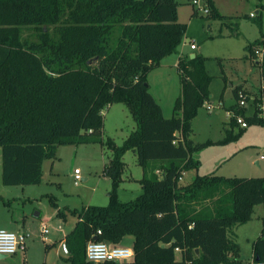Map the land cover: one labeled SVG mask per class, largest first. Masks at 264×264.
Returning a JSON list of instances; mask_svg holds the SVG:
<instances>
[{
  "label": "trees",
  "instance_id": "obj_1",
  "mask_svg": "<svg viewBox=\"0 0 264 264\" xmlns=\"http://www.w3.org/2000/svg\"><path fill=\"white\" fill-rule=\"evenodd\" d=\"M202 1L210 18H224L214 0ZM178 7L177 0H0L3 184H41L44 163L55 159L62 145L100 144L113 151L104 168L112 180L109 204L73 211L78 221L65 238L68 264H241L229 231L250 222L256 206L264 207V177L196 176L183 183L185 172L197 167L192 151L210 144L190 139L194 119L211 99L207 59L180 58L181 94L171 118L150 93L149 75L178 52L187 34ZM262 16L260 11L261 38L245 48L244 58L255 62L264 79ZM25 29H33L37 40L24 37ZM240 93L251 100L249 92L235 87L230 111L248 125L264 126V87L255 95L252 116L240 108ZM118 103L136 123L120 147L104 139V111ZM229 124L223 143L244 132H234V118ZM128 151L144 169L151 161L162 165L160 177L144 175L140 197L123 203L118 187ZM126 237L134 239L132 261L87 259L90 241L121 246ZM253 264H264V220L253 243Z\"/></svg>",
  "mask_w": 264,
  "mask_h": 264
},
{
  "label": "rangeland",
  "instance_id": "obj_2",
  "mask_svg": "<svg viewBox=\"0 0 264 264\" xmlns=\"http://www.w3.org/2000/svg\"><path fill=\"white\" fill-rule=\"evenodd\" d=\"M179 21L188 26L186 37L178 52L161 63L148 77L150 93L161 105L164 116H173L174 104L181 94L180 74L174 61L182 54L185 59L192 55L205 57L206 68L213 81L210 85V104L217 110L210 112L204 105L194 119L190 139L195 145L207 146L192 151L196 168L189 169L183 176V183H191L196 176H221L226 178H263L264 126L249 125L237 141L223 143L226 131L231 128L224 110L236 100L233 88L247 84L248 89L259 90L260 74L254 61L245 59V48L261 38L257 25V11L263 13L264 0H215L223 19L210 18L203 10L190 4V0H177ZM197 11V16H193ZM255 14L256 19H251ZM24 37L36 41L35 31L25 29ZM196 49L191 50V45ZM223 95V100L221 96ZM221 111V114L217 112ZM254 113L253 100L247 105V116ZM239 126L234 128L238 132ZM136 130V123L124 104H113L104 111V139H112L117 146ZM113 158V151L100 144L62 145L57 156L44 163L42 183L30 186H5L2 182V150L0 148V230L11 232L22 230L24 224L29 228L31 238L25 252L0 259V264H68V252L61 248L60 242L48 246L57 233L60 222L66 233L71 232L78 219L73 211L86 206L105 207L109 204L112 180L104 174L105 166ZM260 161V165L256 162ZM125 170L118 187L120 202L136 200L143 193L141 180L158 173L161 161H151L144 169L138 163L137 155L128 151L123 158ZM75 170L80 171L82 179L75 180ZM60 207L66 219L57 217ZM59 212V211H58ZM41 218L52 216L47 222L50 233L47 241L40 233ZM58 220V221H57ZM264 220V207L256 206L252 220L244 225H236L229 231V237L238 246V261L251 264L253 243L261 236ZM58 223V224H60ZM123 240L121 246H132ZM179 254V253H178ZM180 259V255L177 256Z\"/></svg>",
  "mask_w": 264,
  "mask_h": 264
},
{
  "label": "built area",
  "instance_id": "obj_3",
  "mask_svg": "<svg viewBox=\"0 0 264 264\" xmlns=\"http://www.w3.org/2000/svg\"><path fill=\"white\" fill-rule=\"evenodd\" d=\"M192 4L195 5L199 10H203L206 14L209 13V10L206 8L202 0H193ZM251 17H255V14H251ZM195 49L196 46L192 44L191 50ZM239 98L240 108H246L248 101L246 100L243 93H240ZM227 114L230 120L232 118L236 120L240 128H248L249 125L244 117L236 115L234 111H229ZM261 160L264 161V155L261 156ZM75 180L77 182L83 180L79 170H75ZM40 233L42 235V239L47 241V235L50 233V229L46 221L41 222ZM98 234H101V232ZM31 236V233L27 232L16 233L1 229L0 255L11 256L17 254L19 251L25 252L27 249V242ZM86 256L89 261L94 263L106 261L125 263L134 259V251L131 246H111L106 242L90 241L86 247ZM251 264H253V261Z\"/></svg>",
  "mask_w": 264,
  "mask_h": 264
},
{
  "label": "crops",
  "instance_id": "obj_4",
  "mask_svg": "<svg viewBox=\"0 0 264 264\" xmlns=\"http://www.w3.org/2000/svg\"><path fill=\"white\" fill-rule=\"evenodd\" d=\"M214 2H215V0H214ZM215 4H216V2H215ZM218 8V7H217ZM261 8H264V5L263 4H261ZM259 12L260 11H257V14H259ZM173 56V55H172ZM171 56H169V57H167V58H165L164 60H162V62L163 61H165V60H167L168 58H170ZM182 57V54L178 57V59L176 60V61H174V65L175 66H177V64H178V62H179V60H180V58ZM161 62V63H162ZM257 70L259 71V74H260V83H259V89L260 88H263L264 87V79L261 77V71H260V68L257 66ZM244 90H246L247 92H249V94H250V96H251V100L250 101H252L253 100V106H254V110H255V104H254V100H255V95H256V93L258 94V90H254V89H248V86H247V84L245 85V86H242V85H240ZM234 89V88H233ZM212 97V96H211ZM221 100H223V99H221ZM250 101L248 102V104L250 103ZM205 105H207V106H209L208 108H207V110L208 111H210V112H213V111H215V110H217L216 109V107L215 106H213V105H211L210 104V102H208V103H206ZM234 105H236V102L232 105V106H234ZM232 106H230V108L232 107ZM230 108H226V110H224L225 111V113H226V117L228 118V121H230V119H229V117H228V112L230 111ZM217 114H221V111H219L218 110V112H217ZM246 115H247V107H246ZM264 155V154H263ZM263 155H261V156H263ZM260 156V157H261ZM263 161V160H262ZM256 164L257 165H260V161L258 160L257 162H256ZM158 173H159V170H158ZM43 176H44V170H43ZM59 209H61L60 207H58V209L56 210V216L57 217H59L58 216V211H61V210H59ZM66 214V213H65ZM36 217H39V218H41V213H36ZM52 216H49V217H46V218H41L40 219V221L42 222V221H46V222H50L51 220H52ZM61 218V217H60ZM64 219H66V217H64ZM58 221V220H57ZM60 222H61V219H60ZM60 222H58V223H60ZM57 223V228H55V231L57 232L56 234H55V237L54 238H52V239H50V242L47 244L48 246H53V245H56L58 242H60V246H62L61 248H65L66 249V246H65V238H66V236L70 233H66L65 231H64V229H63V227L61 226V223L60 224H58ZM23 229L22 230H19L18 232H16V233H23V232H27V233H30L29 232V228L27 227V225L26 224H24V226L22 227ZM75 228V227H74ZM73 228V229H74ZM72 231V230H71ZM124 240H128L127 241V243H129V244H132L133 243V241H134V239L132 238V237H126ZM67 250V249H66ZM68 254V253H67Z\"/></svg>",
  "mask_w": 264,
  "mask_h": 264
},
{
  "label": "water",
  "instance_id": "obj_5",
  "mask_svg": "<svg viewBox=\"0 0 264 264\" xmlns=\"http://www.w3.org/2000/svg\"><path fill=\"white\" fill-rule=\"evenodd\" d=\"M194 58H195V55H192L191 59H194ZM147 86H149V85H147ZM83 180H85V179H83ZM196 253L199 254V250H196ZM6 257H7L6 255H0V259H4Z\"/></svg>",
  "mask_w": 264,
  "mask_h": 264
}]
</instances>
